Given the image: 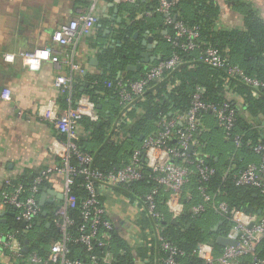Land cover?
<instances>
[{
  "label": "built area",
  "instance_id": "2783aa9c",
  "mask_svg": "<svg viewBox=\"0 0 264 264\" xmlns=\"http://www.w3.org/2000/svg\"><path fill=\"white\" fill-rule=\"evenodd\" d=\"M137 0H113L117 4H133ZM158 4L153 10L138 14L130 23L138 20L149 19L153 15H162L164 24L174 32L173 37L167 35L164 39L172 47L178 48L182 53L189 54L200 47V28L187 27L178 21L174 9L179 0H157ZM175 18V19H174ZM97 23V17L90 9L81 13L66 24L58 27L51 36L54 47L33 49L18 54L23 66L31 72L40 70L46 62L59 67L58 54L64 47L75 46L80 37L89 36ZM57 48V49H58ZM68 56V55H66ZM6 62H13L14 55H5ZM198 61L211 69L222 70L227 79H235L248 87L252 93L264 89V83L254 77L246 76L237 65H232L222 58L218 51L207 46L200 51ZM184 65L180 56L173 52L171 56L152 64L144 75L136 80L118 82L119 104L122 108L121 118L128 121L126 113L134 107L136 101H143L144 94L151 83H159L164 76L174 72ZM69 76H57L53 86L61 94L66 95V107L59 111L57 105L50 102L38 110V117L49 121L54 130L60 135L59 149L56 153V162L45 167L34 178L32 184L25 188L20 183H13L7 179L1 193V204L13 212L14 217L21 224L22 230L14 233L0 234V264H109L113 261L112 254L105 250L101 257L89 255L87 259H69L68 243L73 241L83 245L89 252L92 246L107 248L110 240L109 233L114 229L109 220L106 207L102 200L104 194L118 187H128L147 178L157 187L168 192L166 202L167 212L172 220L177 219L184 212L183 189L187 185L193 166L198 180V193L200 202L190 207L192 216L201 215L208 208L214 210L221 217L227 218L231 227L226 237L236 242L235 246H225L217 257L214 256L212 246L207 243L199 244L195 256L203 264H239V261L253 253L264 238V207L260 213L251 215L239 208H229L225 202H214L213 196L205 191L203 184L207 183L216 173L213 167L207 165L205 156L201 153V146L196 135L204 131L201 118L210 113L216 126L222 131L225 139L231 141L236 151L243 146L242 135L235 132L236 111L230 108L229 103L238 98L227 93L219 105L206 104L202 101L203 89L196 87L190 99V108L174 119L162 117L157 126L159 131L142 139L141 147L136 150L120 169L107 175L93 169L92 157L82 152L78 147L79 122L86 117L92 122L98 120L94 103L87 96L72 98L74 87L73 74H85L84 69L69 61ZM107 87H110L108 84ZM227 88V86L225 87ZM2 100L9 99V91L2 90ZM180 125V127H178ZM251 147L252 153L258 157L257 162H252L239 168L232 174L235 187L253 188L260 194L264 193V140ZM169 143H172L170 145ZM191 147V151L189 148ZM74 160V161H73ZM73 162V163H72ZM231 168H235L232 166ZM231 168L225 171L224 176L230 173ZM144 170L149 172L145 175ZM76 176L85 180L84 190L87 198L82 202L79 213L81 224L75 228V233L70 230L74 220L69 217V210L75 208L76 199L71 194L70 187ZM57 178L61 181L63 195L62 201L54 203L55 210L49 219L59 234V238L49 248L46 259L31 254L24 258L21 251L22 245L18 236L27 235L34 221L43 213L39 205L40 185ZM157 189L149 190L136 201V207L153 223V229L146 232V237L154 240L159 253L158 264H183L180 259L185 255L182 251L171 245L160 236L157 224L161 215L157 211ZM252 264H264V261L253 260Z\"/></svg>",
  "mask_w": 264,
  "mask_h": 264
},
{
  "label": "trees",
  "instance_id": "16d2710c",
  "mask_svg": "<svg viewBox=\"0 0 264 264\" xmlns=\"http://www.w3.org/2000/svg\"><path fill=\"white\" fill-rule=\"evenodd\" d=\"M225 1L233 2L241 13L243 17L242 29L229 31L215 29V21L220 14L217 0H179L174 9L176 19L187 27L198 26L200 28L201 47L189 54L182 53L178 48L172 47L161 35L163 32H166L165 35L169 37L174 35L172 29L164 24L162 15L157 14L149 19L134 21L126 28L122 26L118 31L119 34H127L129 37H132L135 32L138 34L146 31L153 32L159 42L157 48L161 58L159 61L168 59L173 52H176L184 65L164 76L161 82L151 83L144 94V100L136 101L134 103L136 109L126 113L129 119V122L126 123L121 118L122 108L119 104L118 82L136 80L142 77L145 71L126 70L128 60L133 61L132 58H135L130 51L131 46L127 43L114 50L102 52L98 57L99 64L103 67V73L96 76L82 75L76 79L72 90L74 100L81 95H87L94 103L98 116L96 122H92L86 117L80 120L79 124L84 128V132L88 133V136L79 138L78 147L82 152L92 157L93 169L107 175L120 169L128 162L130 156L140 149L142 143L140 137L145 138L159 131L157 123L162 117L174 119L187 111L190 108V99L196 87L203 89L201 99L206 104L219 105L225 99L226 94L231 93L236 98L242 99L247 118H252L253 122L247 121L237 109L236 102L232 100L229 105L236 111L235 132L241 134L243 140L240 150L236 151L232 142L227 141L223 133L220 132L222 139L226 140L225 143L232 147L218 155L209 150L211 146H214L216 138L209 139V135L203 132L196 135L207 165L216 171L215 175L203 186L205 191L213 196L214 202H225L229 208H239L247 214L256 215L264 207V193L260 194L253 188L235 187L232 174L237 169L258 161V157L252 153L251 147L260 141L257 130L259 121H256V117L264 118V89L258 91L259 95L255 97L252 91L239 81L233 78L227 79L222 70L211 69L199 62L198 55L205 47L211 46L229 64L239 66L246 76L254 77L264 83V20L249 5L240 0ZM157 4V0H137L133 4H121L119 10L125 13L130 20H134L138 14L153 10ZM103 26H105L104 23H102ZM107 65H110L109 69H107ZM118 72L122 73V77L116 79ZM108 84L110 87H107ZM226 86L227 88H225ZM65 99L66 95H61L62 108L66 107ZM204 116L214 120L210 113H206L202 117ZM116 122H119L117 126ZM213 129L214 127H210L211 131ZM169 144L172 145V143ZM216 156H218L217 161H215ZM232 166L235 168H231ZM228 167L232 170L224 176ZM189 168L191 174L182 196V199H185L184 212L175 220H172L167 212L168 192L157 187L151 180L145 178L128 187L118 188L135 199H140L149 190L156 188L157 211L161 215V220L157 222L160 236L184 253L185 256L180 259L183 264H202L195 256L196 247L199 244L207 243L212 246L214 256L217 257L223 247L216 244V236L226 237L231 223L227 218L221 217L210 208L204 214L191 215L190 207L199 203L200 197L197 189L199 177L193 166ZM144 173L146 176L149 175L147 170H144ZM36 176L37 174L27 179L21 178L13 183H20L27 188ZM46 185L47 181L40 185V195ZM84 185V178L76 176L70 187L71 194L76 199L75 208L69 210V217L75 221L70 230L72 233H75V228L81 224L79 219L81 204L87 198ZM41 209L46 213V216L40 215L34 221L28 235L18 236L21 245L25 239L28 240L29 251L27 254H23L24 258L36 254L39 258L46 259L51 244L59 238L57 230L48 220V217H51L53 213L52 205L45 204ZM7 219L6 224L0 223V227H4V231L0 234L22 230V224L16 220L14 215L8 216ZM172 222H178V224L175 225ZM218 222H221L218 232L209 233V229ZM138 223L142 228L141 231L153 229V223L145 216H142ZM109 235L110 240L107 248L103 249L93 245L89 252L83 245L73 241L69 242L68 258L85 260L89 255L101 257L105 250L109 251L113 257V261L109 264H135L136 254L144 257L143 253L140 254L141 249H134L130 246L115 229ZM147 245L148 241L145 243V246ZM253 260L264 261V238L259 242L255 251L242 258L239 264H252Z\"/></svg>",
  "mask_w": 264,
  "mask_h": 264
},
{
  "label": "crops",
  "instance_id": "0c3cea01",
  "mask_svg": "<svg viewBox=\"0 0 264 264\" xmlns=\"http://www.w3.org/2000/svg\"><path fill=\"white\" fill-rule=\"evenodd\" d=\"M217 1L220 14L215 21V29L223 31L242 29L243 17L234 3L225 0ZM240 1L249 5L264 20V0ZM120 5L113 0H0V93L2 90L9 91L8 100L0 98V223L8 222V216L1 217L2 213L8 211L1 204L5 180L27 179L57 160L56 153L61 137L49 121L38 117V110L50 102L55 103L59 111L63 110L60 102L61 94L53 86L54 79L57 76L70 75V60L84 69L86 76L101 75L103 67L99 64L98 56L102 52L114 50L126 43L133 45L138 40H142L144 33L135 32L138 34L136 39L133 38L135 33L132 37L119 34L118 31L122 26L126 28L131 25L127 15L120 12ZM115 8L117 12L114 11ZM90 9L99 22L89 36L80 37L74 47L68 46L61 50L58 54V68L50 62L43 63L37 72L28 71L23 66L18 57L19 53L48 47L58 52L59 48L54 47L51 42L52 34L61 25L68 23L81 13H87ZM102 23L105 26L102 27ZM98 24L101 27H98ZM150 34L154 40L158 41L153 32ZM161 35L165 36V33ZM158 45L154 49V55L160 56ZM139 46L143 51L141 44ZM5 55H14L13 62H6ZM93 58L97 59V65L90 64ZM128 65H134V63ZM106 67L109 69L110 65ZM80 77L78 73L73 74L74 81ZM253 95L257 97L259 94L253 93ZM82 96L87 95L79 97ZM237 98V109L247 121L253 122L252 118H247L242 99ZM256 121H259L257 126L259 138L264 140V118L256 117ZM128 122L129 119L126 123ZM201 122L204 127L203 133L208 134L209 139L212 137L217 139L209 150L221 155L222 151L227 150L229 146L225 143L226 140L222 139L220 133L222 131L211 117L204 116ZM118 124L119 122H116L115 125ZM210 127L214 129L211 131ZM79 135L83 138L88 136L80 124ZM217 160L218 156L215 157V161ZM45 188L60 193L62 189L60 179L50 178ZM47 199L51 202L49 204L52 205L54 212V203L56 204L59 200L52 196H48ZM102 200L114 229L130 246L141 249L140 254H144V257L135 255V264H158L161 254L157 244L146 237V232L149 230H140L142 228L138 221L145 215H142L136 207L137 199L130 197L119 188H114L106 192ZM3 231L4 227H0V233ZM146 241H148L147 246H145Z\"/></svg>",
  "mask_w": 264,
  "mask_h": 264
},
{
  "label": "water",
  "instance_id": "95a60500",
  "mask_svg": "<svg viewBox=\"0 0 264 264\" xmlns=\"http://www.w3.org/2000/svg\"><path fill=\"white\" fill-rule=\"evenodd\" d=\"M114 11L117 12V9L115 8ZM117 20H119V19H117ZM97 22H99V19H97ZM97 26L101 27L100 24H98ZM106 32L109 33L108 31H106ZM164 33H166V32H164ZM137 36H138V34L135 33L133 38L136 39ZM157 45H158V41L154 40L153 36L150 34L149 31H146L142 35V40H141V48L143 51L137 50V52H136L137 55H139V57H140L139 62L137 64H134V65H127L126 70L132 71V72L133 71L140 72L141 70L145 71L149 67V65H151L155 61H159L161 59L160 56L154 55V49L156 48ZM90 64L91 65H97L98 64L97 59L93 58L90 61ZM120 75H121V72H118L116 79H118L120 77ZM142 138L143 137H140V140H142ZM189 151H191V147L189 148ZM48 196L55 197L59 201H62V199H63V195L61 193H56V192L51 191L47 188H44L40 197H39V205L41 207H43L45 204L51 203L47 199ZM259 213H260V211H258V214ZM41 215H42V217H45L46 213L43 212ZM3 216H13V212L8 210L7 212L1 214V217H3ZM172 223L175 225L178 224V222H172ZM220 225H221V222H218V224H216L214 227L209 229V233H217ZM47 226H49V224H47ZM22 227H24V224H22ZM216 244H218L221 247H225V246H235L236 242L234 240L228 238V237H223V236L217 235L216 236ZM21 251L23 254L28 253L29 248H28V240L27 239H25L23 241Z\"/></svg>",
  "mask_w": 264,
  "mask_h": 264
},
{
  "label": "flooded vegetation",
  "instance_id": "af4514ba",
  "mask_svg": "<svg viewBox=\"0 0 264 264\" xmlns=\"http://www.w3.org/2000/svg\"><path fill=\"white\" fill-rule=\"evenodd\" d=\"M140 40H138L137 42H135L133 45H130L131 46V48H130L131 50L130 51L132 52L133 56H135V58H132L131 57L133 59V61L132 60L131 61L128 60V64H129V62H130V64L131 63H134L135 64V63L139 62L140 57H139V55H137L136 52H137V50L141 51L140 50V46H139L141 44V41ZM127 54H129V52H127Z\"/></svg>",
  "mask_w": 264,
  "mask_h": 264
},
{
  "label": "rangeland",
  "instance_id": "374dc122",
  "mask_svg": "<svg viewBox=\"0 0 264 264\" xmlns=\"http://www.w3.org/2000/svg\"><path fill=\"white\" fill-rule=\"evenodd\" d=\"M230 147H232V146H231V145L227 146V148H230ZM28 234H29V233H28ZM28 234H27V235H28Z\"/></svg>",
  "mask_w": 264,
  "mask_h": 264
}]
</instances>
